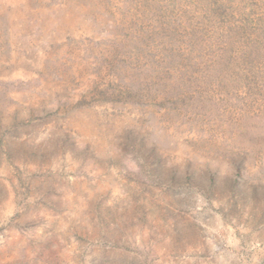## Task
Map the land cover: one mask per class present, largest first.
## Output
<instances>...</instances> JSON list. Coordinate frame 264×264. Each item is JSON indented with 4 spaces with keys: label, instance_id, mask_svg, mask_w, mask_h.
<instances>
[{
    "label": "rangeland",
    "instance_id": "374dc122",
    "mask_svg": "<svg viewBox=\"0 0 264 264\" xmlns=\"http://www.w3.org/2000/svg\"><path fill=\"white\" fill-rule=\"evenodd\" d=\"M0 264H264V0H0Z\"/></svg>",
    "mask_w": 264,
    "mask_h": 264
}]
</instances>
